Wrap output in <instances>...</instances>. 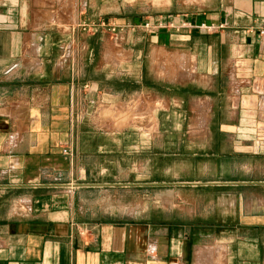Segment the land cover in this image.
<instances>
[{"label": "crops", "instance_id": "0c3cea01", "mask_svg": "<svg viewBox=\"0 0 264 264\" xmlns=\"http://www.w3.org/2000/svg\"><path fill=\"white\" fill-rule=\"evenodd\" d=\"M101 20L117 31L81 27ZM263 22L264 0H0V264H264V213L233 223L196 205L134 221L86 210L83 191L99 185L79 183L99 181L55 150L75 129L44 125L72 119L97 87H196L197 99L226 97L234 117L257 120L242 133L264 151ZM65 161L71 176L59 178ZM219 183L264 189V178Z\"/></svg>", "mask_w": 264, "mask_h": 264}, {"label": "rangeland", "instance_id": "374dc122", "mask_svg": "<svg viewBox=\"0 0 264 264\" xmlns=\"http://www.w3.org/2000/svg\"><path fill=\"white\" fill-rule=\"evenodd\" d=\"M85 23L90 26L82 23L83 29L100 28L98 22ZM194 88L192 95L174 86L149 94L146 88L135 93L127 86L112 95L114 91L105 94L97 87L96 96L75 104L72 119H44L46 127H74V134L63 130L59 137L64 142L55 150L62 160L74 156L76 177L122 183L98 184L88 196L84 190L86 210L88 201L103 218L134 221L148 216L163 219L170 207L179 218L182 207L196 205L206 220L233 223L241 222L247 210L264 213L262 187L219 183L264 178L259 137L242 133L257 120L234 117L226 97L214 104L197 99L196 92L201 91ZM45 149L51 153L49 145ZM63 164L59 178H69L71 169L66 161ZM49 177L45 172L42 180ZM232 206L236 215L227 216ZM210 210L219 215H207Z\"/></svg>", "mask_w": 264, "mask_h": 264}, {"label": "built area", "instance_id": "2783aa9c", "mask_svg": "<svg viewBox=\"0 0 264 264\" xmlns=\"http://www.w3.org/2000/svg\"><path fill=\"white\" fill-rule=\"evenodd\" d=\"M83 24H84V28H89V26H90L87 23H83ZM98 25L103 26V27H108V28L112 29L113 31H117V29H118V26H117L116 23H109V22H107L105 20H101L100 22H98ZM144 25H146L148 28H154V27L156 28V27H158V25L155 26V25L151 24L149 21H146L144 23ZM260 32L262 34H264V22L262 23V26L260 28ZM64 151H68V148L65 147Z\"/></svg>", "mask_w": 264, "mask_h": 264}, {"label": "water", "instance_id": "95a60500", "mask_svg": "<svg viewBox=\"0 0 264 264\" xmlns=\"http://www.w3.org/2000/svg\"><path fill=\"white\" fill-rule=\"evenodd\" d=\"M122 184L118 182H87V183H79V184H87V185H98V184H104V185H109V184ZM209 183V182H208Z\"/></svg>", "mask_w": 264, "mask_h": 264}, {"label": "bare ground", "instance_id": "6f19581e", "mask_svg": "<svg viewBox=\"0 0 264 264\" xmlns=\"http://www.w3.org/2000/svg\"><path fill=\"white\" fill-rule=\"evenodd\" d=\"M150 29V28H149ZM151 30V29H150Z\"/></svg>", "mask_w": 264, "mask_h": 264}]
</instances>
